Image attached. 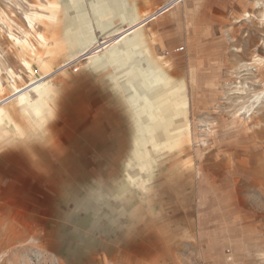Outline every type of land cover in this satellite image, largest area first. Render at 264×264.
<instances>
[{
	"label": "rangeland",
	"instance_id": "374dc122",
	"mask_svg": "<svg viewBox=\"0 0 264 264\" xmlns=\"http://www.w3.org/2000/svg\"><path fill=\"white\" fill-rule=\"evenodd\" d=\"M0 264H264V0H0Z\"/></svg>",
	"mask_w": 264,
	"mask_h": 264
},
{
	"label": "bare ground",
	"instance_id": "6f19581e",
	"mask_svg": "<svg viewBox=\"0 0 264 264\" xmlns=\"http://www.w3.org/2000/svg\"><path fill=\"white\" fill-rule=\"evenodd\" d=\"M262 95V94H261ZM260 95V96H261ZM261 98L259 96H255L253 102H251V105L254 106V105H257V107L261 106Z\"/></svg>",
	"mask_w": 264,
	"mask_h": 264
},
{
	"label": "crops",
	"instance_id": "0c3cea01",
	"mask_svg": "<svg viewBox=\"0 0 264 264\" xmlns=\"http://www.w3.org/2000/svg\"><path fill=\"white\" fill-rule=\"evenodd\" d=\"M60 177H61V180H62V179H64V180H65V176H64V175H61Z\"/></svg>",
	"mask_w": 264,
	"mask_h": 264
}]
</instances>
